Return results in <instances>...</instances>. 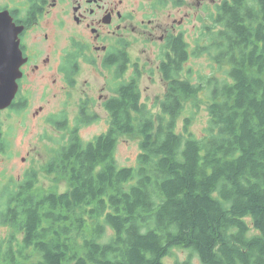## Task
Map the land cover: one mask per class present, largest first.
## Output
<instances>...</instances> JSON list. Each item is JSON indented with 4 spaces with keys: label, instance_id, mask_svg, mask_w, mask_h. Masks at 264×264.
Masks as SVG:
<instances>
[{
    "label": "trees",
    "instance_id": "obj_1",
    "mask_svg": "<svg viewBox=\"0 0 264 264\" xmlns=\"http://www.w3.org/2000/svg\"><path fill=\"white\" fill-rule=\"evenodd\" d=\"M215 11L205 43L182 37L161 64L168 88L157 112L136 70L103 103L104 133L81 139L98 121L86 112L59 126L69 140L46 172L71 189L38 192L31 172L7 191L2 224L16 230L0 243V264H164L174 249L201 264H264V0H224ZM205 56L217 69L194 84L185 66ZM203 92L207 122L196 135V113L185 110ZM124 136L140 139L136 167L117 163Z\"/></svg>",
    "mask_w": 264,
    "mask_h": 264
},
{
    "label": "flooded vegetation",
    "instance_id": "obj_2",
    "mask_svg": "<svg viewBox=\"0 0 264 264\" xmlns=\"http://www.w3.org/2000/svg\"><path fill=\"white\" fill-rule=\"evenodd\" d=\"M213 5L214 0H0V13H8L20 29L17 41L23 58L15 99L0 115L25 110L24 114L35 122L19 126H51L59 134L69 133V129L59 126H77L78 119L84 120L83 112L90 114L94 99L90 91H85L76 105L75 117L68 116L71 91L84 67L95 73L106 70L119 83L130 81L141 63L160 68L175 56L173 49L182 37L186 41L188 36L197 37L193 33L200 22L201 9L211 21L207 10ZM195 44L194 40L189 45ZM137 49H144V62L139 60L141 53L135 58ZM96 88L91 93L95 94ZM104 89L107 84L98 90ZM115 90L107 96L99 95L102 106ZM57 100L62 109H51L50 103ZM3 124L0 123L2 156L9 146ZM30 157L31 151L22 162ZM31 172L34 171L20 175L11 188L19 189ZM2 215L0 208V225L4 226Z\"/></svg>",
    "mask_w": 264,
    "mask_h": 264
},
{
    "label": "rangeland",
    "instance_id": "obj_3",
    "mask_svg": "<svg viewBox=\"0 0 264 264\" xmlns=\"http://www.w3.org/2000/svg\"><path fill=\"white\" fill-rule=\"evenodd\" d=\"M224 0H214V5L207 12L211 16L215 15V9L217 5ZM199 20L197 29L193 34L197 35L191 39L187 38V42L191 44L194 40L205 43L203 35L205 34V26L212 27L213 31H217L214 28L212 21L204 14L203 9L199 11ZM201 18L203 21L201 22ZM192 34V35H193ZM140 50V51H139ZM138 51V52H137ZM141 53V62L145 60L144 49L135 50V58L137 54ZM144 63L139 65V71L141 72L140 89L142 92L143 102L157 112L160 106V102L163 100L168 85L164 81L160 72V68L157 64L150 66H143ZM213 62L208 59L207 56L202 58H192L190 63L185 66V74L187 76L191 73V79L193 83H198L200 77L210 76L214 72ZM136 72V69H134ZM191 71V72H190ZM219 75V74H217ZM114 79L113 75L106 70L95 73L90 68L84 67L82 73L78 76L77 86L71 91L70 96V108L68 110V116L73 118L77 114L78 102L84 97V92H89L91 97H94L93 102L90 104L89 112L98 117V121L91 123L83 127L80 131V137L84 142H90L97 136L104 133L108 128L109 116L103 109L102 101L98 98L99 95H110L113 93L119 81ZM107 84V89L99 91V88H103ZM90 87V89L88 88ZM96 88V93L93 94ZM207 93L200 94L197 101H191L187 104L186 114L196 113V118L192 125V130L196 135H201L207 122L206 104ZM87 100V99H86ZM159 104V106H158ZM194 105H199L200 108L196 109ZM63 107L61 101L57 100L54 103H50V108L54 110H61ZM23 110V109H22ZM24 111L14 112L8 111L0 115V123H4L3 126L6 132V139L8 148L4 156L0 154V208L2 211H6V201H3V197L7 198L8 192L12 190L20 175H24V172L34 171L38 174V192H48L63 194L71 189V183L68 179L62 178L58 175L47 174L46 167L54 153L59 150L58 147L64 146L67 141L65 140L69 133L59 134L55 132L51 126H19L21 123L32 124L31 118H28ZM18 124V126H15ZM52 133V134H48ZM140 139L132 138L128 136L121 137L115 153L117 163L120 167H136L137 157L140 153L139 148ZM31 151V157L24 163L22 158L27 157V152ZM1 153V152H0ZM15 188V187H14ZM16 228H10L9 226L0 225V243L6 238H9L11 234L15 232ZM17 243L22 240V234L17 230ZM184 262H190L191 264H201L199 259L192 255L187 250L174 249L172 254L164 260V264H181Z\"/></svg>",
    "mask_w": 264,
    "mask_h": 264
},
{
    "label": "water",
    "instance_id": "obj_4",
    "mask_svg": "<svg viewBox=\"0 0 264 264\" xmlns=\"http://www.w3.org/2000/svg\"><path fill=\"white\" fill-rule=\"evenodd\" d=\"M8 13H0V111L9 108L18 91L23 63L18 32Z\"/></svg>",
    "mask_w": 264,
    "mask_h": 264
}]
</instances>
